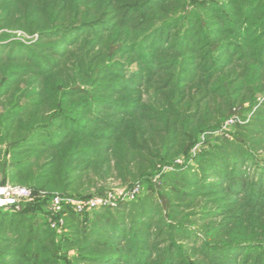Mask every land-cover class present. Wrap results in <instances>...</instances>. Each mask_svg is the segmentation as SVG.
<instances>
[{"label": "trees", "instance_id": "1", "mask_svg": "<svg viewBox=\"0 0 264 264\" xmlns=\"http://www.w3.org/2000/svg\"><path fill=\"white\" fill-rule=\"evenodd\" d=\"M0 31V186L46 193L0 207V264H264V0H0Z\"/></svg>", "mask_w": 264, "mask_h": 264}, {"label": "built area", "instance_id": "2", "mask_svg": "<svg viewBox=\"0 0 264 264\" xmlns=\"http://www.w3.org/2000/svg\"><path fill=\"white\" fill-rule=\"evenodd\" d=\"M240 119L232 117L227 120L224 125L226 129L230 125L234 124ZM138 187L133 190L128 191L122 195L121 198L132 199L138 192ZM34 196V189L22 185H1L0 186V207L19 209L20 203L22 201L31 199ZM117 196L114 192L108 193L105 197H95L89 199H74L70 197H65L62 195H55L51 201L50 210L53 215H58L62 213L66 205L74 208L77 212L83 211L84 209H93L102 205H117L118 201L115 200ZM57 217V216H56ZM64 224V218L59 216L57 219L52 218L51 227L59 228Z\"/></svg>", "mask_w": 264, "mask_h": 264}, {"label": "rangeland", "instance_id": "3", "mask_svg": "<svg viewBox=\"0 0 264 264\" xmlns=\"http://www.w3.org/2000/svg\"><path fill=\"white\" fill-rule=\"evenodd\" d=\"M0 33H1V31H0ZM14 33H17L18 35H23V36H25L24 34H23V32L22 31H15ZM17 35V36H18ZM31 39V38H33V37H30V36H25V37H23V39ZM263 100V99H262ZM251 117H252V114H247L246 115V120L245 119H241V120H237L236 122L238 123V124H240V125H243V124H246L247 123V121L249 120V119H251ZM231 126V125H230ZM229 126V131L230 132H228L227 133V136H225V137H228L229 139H233L234 138V135H233V128L232 127H230ZM232 128V129H231ZM219 134V133H218ZM217 134V135H218ZM109 184L107 185V191H109V193L110 192H113V191H115V190H123V189H125V185L119 180V179H116V178H110L109 179ZM17 185H22V186H26L25 184H17ZM137 187L138 186H140V185H136ZM26 187H28V186H26ZM30 188V187H29ZM138 193V192H137ZM46 193L45 192H36L35 190H34V196L31 198V199H28L27 201H32V200H34L35 198H37V197H39V196H44ZM95 197H101V196H95ZM76 199V198H75ZM67 210H71V211H74V212H77L76 210H74V208H72V207H68L67 208ZM87 210H90V209H87ZM52 218H54V219H57L56 217H51L50 216V222L52 221ZM64 223H65V220H64ZM63 226H64V224H63Z\"/></svg>", "mask_w": 264, "mask_h": 264}]
</instances>
